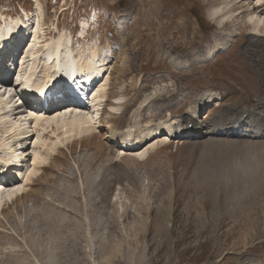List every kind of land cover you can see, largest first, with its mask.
<instances>
[{"label": "rangeland", "instance_id": "374dc122", "mask_svg": "<svg viewBox=\"0 0 264 264\" xmlns=\"http://www.w3.org/2000/svg\"><path fill=\"white\" fill-rule=\"evenodd\" d=\"M241 1L0 0V34L24 28L14 37L23 48L11 51L0 73V96L21 93L16 80L32 64L39 76L49 73L44 52L33 61L24 52L34 32L41 46L70 37L78 67L102 51L108 66L90 78H107V70L111 78L105 91L92 81L82 94L93 100L103 90L109 99L103 115L91 104L79 109L95 112L91 135L49 151L62 131L20 126L33 129L34 143L44 133L49 145L38 146L46 161L32 166L31 183L26 172L0 189L25 191L0 211V264H264V39H252L264 38L257 9L264 0ZM236 28L240 36L224 52L220 43ZM176 56L182 63L172 62ZM256 107L261 119L236 124ZM197 112L199 134L169 140L165 130L144 156L112 138L124 113L130 125L122 130L141 140L152 129H179Z\"/></svg>", "mask_w": 264, "mask_h": 264}, {"label": "bare ground", "instance_id": "6f19581e", "mask_svg": "<svg viewBox=\"0 0 264 264\" xmlns=\"http://www.w3.org/2000/svg\"><path fill=\"white\" fill-rule=\"evenodd\" d=\"M245 1L246 0H242L241 2H245ZM258 5L259 6L257 7V9L264 11V1H262ZM226 6H228V4ZM254 10H256V7L254 8ZM216 14H217V12H212L209 14V17L211 19H214V16ZM227 16H228V14H224L222 16H219L218 25L222 26L227 21ZM28 22H32L31 19H29ZM22 26H23V23L21 26H18L17 28H14V27L7 28L6 31H4L3 33L0 34V43L5 41L6 39H10V41H11L10 45H7V46L5 45L3 47L2 51H1L3 53V56L10 54L9 49L16 42L14 39V37L16 36V34H15L16 31L19 34V36L23 35L22 31L24 28ZM254 28H255V31L261 29L258 24H254ZM30 30L32 31V30H34V28L30 29ZM33 34H34L33 39L31 40V38H32L31 37L29 40L31 42V44H26V46L24 48L25 54L29 58H31V61H33V60L37 59V57L40 55V53L42 55H44V53H45L46 57H45V59L43 58V60L46 62V65L52 64V66H50V68L48 69L49 73H46L45 76L43 74V77H40L38 75L39 70L36 72L34 70L35 64H32V66L29 67L27 69V71H25L24 81L23 80L21 81L22 77H20L16 80L17 83L20 82L19 84L22 86V88H25V90L23 89V91H22L21 98L24 97L25 99L28 100L30 98V96H33L29 91V87L31 84L38 85V87H35V88L41 89V90H43L44 88H47L48 86L53 87L54 83L52 82V79L57 80L58 86H60V83L62 81L72 83L71 90L72 91L78 90L79 94H80L81 90H84V91L89 90L88 88L91 87L92 84H94L93 82L97 83V85H100L99 86V88H100L99 92L101 89H104V91H105L106 88L110 85L111 78H109V75H110L109 70L106 71L107 75H108L107 78H106L105 74L102 75L101 73H99V75L97 77V79H99V81H97V82L92 80V78H90L91 75L93 76V74L91 72L94 71V69H98V70L102 69V71H103V70H106V68L108 66V64H106L108 61L104 60V55H103L104 53H101L102 51L97 56L96 62L94 60L93 61L90 60L87 64H84L85 63L84 62L83 63L84 65L78 67L77 62L73 61V60H76V58L74 57L73 51H70L68 49V46H70V44H71L70 37L62 35L53 44L47 45V46L46 45L41 46L42 42H40V37H38L35 32ZM239 36H240V32L236 28L234 33H232L231 35L226 37L220 43L221 49H223L224 51L230 50L233 46V43L238 39ZM257 36L258 37L253 36L252 39H254V37L257 40L258 39H264L263 37L259 38V37H261V35H257ZM22 39H24V37ZM42 52H44V53H42ZM206 52H207V54L205 55V57L207 56L206 60L208 62H213L216 59V56L214 54L215 52L213 51V54H212L211 49L210 50L208 49V51H206ZM172 60H173L172 62H180L181 58L176 56L175 58L172 57ZM9 61H10L9 58L7 57L5 60H3V62L0 63L1 66L5 65L3 67H0V73L3 69L7 68L6 64H8ZM181 63H182V61H181ZM39 67H40V65H39ZM84 74H87V76H84ZM87 78H90V80L87 81V84L84 86L83 83ZM5 81L6 80L2 81L3 85H6L4 83ZM82 86H84V87H82ZM101 92L103 93V90ZM102 93H100L101 95L100 94L94 95L93 100L90 99L91 104H93L94 107L98 106L99 109L96 112H99V113L104 110V108L102 110L103 106L101 105L102 102H104L103 99H107L106 95L102 94ZM79 94H77V95H79ZM179 94L181 95L183 93H179ZM170 95H172V94H170ZM170 95L168 94V96H170ZM201 97H203V96H200L198 98H201ZM81 99L84 100V98H82V97H81ZM156 101H153L152 103H150L149 108L152 106V104L157 105ZM12 102H14V100H11L10 97H6L5 95L0 96V129L2 128L4 130V134H3L4 137H3V139L0 140V172H3V169H2L3 166L5 167L7 163L13 162L14 160H15L14 170L18 171V170H21L23 167V163H24L23 159L26 158V155H27L26 152L30 149L29 148L28 150H26V149L23 150V148L26 146V145H23L24 144L23 142H26L28 140V138H30L29 143L32 144L33 143L32 140L35 139L34 138L35 135H33V133H34L33 129L32 130L28 129V132L21 133L20 132V126L21 125L23 126V125L31 124V125H33V127L31 126L29 128H34V127L39 128L40 127L43 130L50 128V129H52V131L55 130L53 132V134H55V135L58 134L59 131H62V133H63V135H62L63 138H61L57 135L58 141L54 142L51 145V147L50 146L48 147L49 144L47 142H44V139H43L44 133L38 134L37 139L34 143V148L32 147L33 148V154H34V164H32V165L28 164L27 165L28 170H27V177H25V183H31L33 181V178L35 177V174L37 173L36 168H33L32 166L33 165L34 166L40 165L46 161V157L43 156V154L39 150L38 146H42V148L48 147L49 151H54V148L57 147L58 145H62L64 143V141L67 143V142L75 141L79 138L81 139L82 137L91 135L92 130H94L92 127L93 126L92 123H93V120L96 119L93 116V114L95 112L93 114H89L88 112L86 113V112H82V110L81 111L79 110V109H88L86 106H77L76 105V107H73V106L67 105L66 108H64V110L67 108L69 110H66V111L57 110L56 112H53L54 114H52L51 112L44 114V111H41V110L37 111L36 109L30 110V112H27L26 108H24V106L17 108L16 105L14 106V104H12ZM36 103H37V100H36ZM208 103L211 106V103L210 102H208ZM168 105H169L168 106L169 108L167 107L168 109H170L171 106H173L171 104V101H169ZM36 106L39 107V104L37 103ZM112 109L115 110V108H112ZM204 109L205 108H203L202 110H204ZM209 109H210V107H209ZM257 109L258 108L256 107L255 109L243 110L239 114V117L237 118L236 124H239L242 122L241 117L244 116L245 113H247L249 115H253L255 120L261 119L262 118L261 117V111H258ZM204 111H202V112H204ZM162 112H164V111H162ZM200 114H201V112H197L195 114V116L190 115L191 117L188 116V114H187V116L185 118L187 120V122L185 123V126L182 125L183 124V122H182V124H181L182 127H180L179 129H177V127H171L168 129H166V127L165 128L161 127L160 129H154V130L152 129L151 131L146 132L143 135L144 137L140 140L138 135H137L138 137L132 138L134 136L132 131H130L128 134H126L124 132V130H122L123 127H125V126L127 127L130 125V122L127 121L128 118H127L126 114L124 113L122 115L121 120H120L119 126H117L112 132V138L116 142L121 143V145L125 146L124 148L130 152H135V151H140V150L142 151V150H144V148L146 146H148L149 142L151 141V138H161L162 137L161 133L164 132L165 130H167L166 132L168 133V138H166V139H169V140L171 139L172 136H178L179 135L180 137H189L193 134H199L198 132L202 131V130L197 129V127L203 129L202 123L199 122ZM14 116H17V118H18L17 121L15 120L16 118L14 120H12V118H14ZM185 119H182V120L184 121ZM96 121H97V119H96ZM232 121H234L233 117H231L229 119V122H232ZM191 122L194 125L192 129L189 128V124ZM165 124L166 123H164V125ZM262 125H264V124H262ZM185 130H189V131H185ZM31 134L33 135L32 137H30ZM21 136H23V138H21ZM163 137H164V135H163ZM15 138H17L19 140V141H17V143L18 142L20 143V147H19L20 152L18 154L12 152V150L14 149V146H13L14 142L13 141L16 140ZM138 138H139V140H138ZM9 139H12V140L10 141ZM166 139H164V140H166ZM134 140H137V141H134ZM146 151L144 150L139 155L144 156ZM11 172H12L11 169L8 168L5 172L6 176L11 174ZM10 185L13 186L15 184H9V185L6 184L0 189L7 188ZM24 193H25L24 186H18V185L11 187V188H8V189H4L3 191H0V210L3 208L4 205H6L7 202H12L14 199L17 200V198L19 196H22ZM47 258H48V256H47Z\"/></svg>", "mask_w": 264, "mask_h": 264}]
</instances>
